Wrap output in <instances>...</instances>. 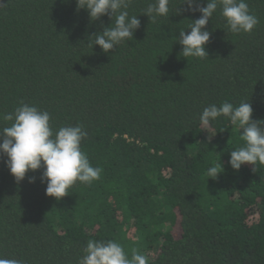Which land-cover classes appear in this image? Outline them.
<instances>
[{"label":"trees","instance_id":"obj_1","mask_svg":"<svg viewBox=\"0 0 264 264\" xmlns=\"http://www.w3.org/2000/svg\"><path fill=\"white\" fill-rule=\"evenodd\" d=\"M150 3L132 0L140 27L105 53L87 43L108 15L92 21L76 0H0V128L21 102L36 105L56 129L83 124L82 151L103 169L57 200L43 168L17 182L0 153V258L78 264L89 241L113 240L147 264H264V165L234 170L240 130L220 117L208 132L198 119L211 104L248 101L264 120V0H247L260 20L251 33L229 32L218 8L203 60L178 42L201 13L170 0L152 22Z\"/></svg>","mask_w":264,"mask_h":264},{"label":"clouds","instance_id":"obj_2","mask_svg":"<svg viewBox=\"0 0 264 264\" xmlns=\"http://www.w3.org/2000/svg\"><path fill=\"white\" fill-rule=\"evenodd\" d=\"M182 3L187 4V10L201 13L187 26L190 32L181 29L179 33L178 42L183 46L181 54L187 59L208 58L206 45L211 34L206 25L218 8L227 30L233 34L251 33L260 23L250 11L247 0H207L206 6H200L198 0H182ZM76 4L77 10L88 11L92 21L104 15L112 20L110 26L88 38L87 45L91 48L99 45L108 53L133 40L135 31L140 27L137 15H130L128 11L132 0H76ZM169 4L170 0H154L142 13L155 22L159 17H168ZM252 113L253 108L248 101L237 106L223 102L204 107L198 116L201 129L208 132L212 122L220 117H226L240 130L244 144L231 151L228 161L234 170H239L246 163L254 165L253 171H256L257 164L264 165V120L253 119ZM2 119L11 121V124L0 128V153L7 156L5 163L17 182L22 181L28 171L43 168L41 182L47 183L46 195L60 200L77 182L90 186L100 179L103 169L94 167L82 151V142L88 137L83 124L56 129L50 123L51 114L47 110L24 102L13 112L4 114ZM221 172L220 168L211 166L206 175L216 179ZM29 182H35V177H29ZM83 252L78 264H147L146 257L135 251L129 259L123 246L113 240H91ZM0 264H23V261L0 258Z\"/></svg>","mask_w":264,"mask_h":264}]
</instances>
